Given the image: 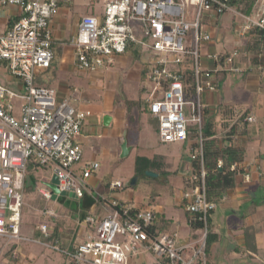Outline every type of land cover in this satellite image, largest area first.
Segmentation results:
<instances>
[{"label": "built area", "instance_id": "built-area-1", "mask_svg": "<svg viewBox=\"0 0 264 264\" xmlns=\"http://www.w3.org/2000/svg\"><path fill=\"white\" fill-rule=\"evenodd\" d=\"M102 2L101 11L80 16L70 37L77 68L100 69L129 46L149 53L146 78L151 88L145 100L150 115L157 121L160 142H184L190 126L197 129L198 146L191 149V157L198 154L199 167L190 179L198 182L183 191L182 199L186 201L185 210L202 222L199 235L181 242L177 231L150 234L148 229L154 219L151 209L139 208L132 215L136 207L112 199L111 209L105 214L84 215L89 231L74 248L62 247L58 238H50L48 218L57 215L58 199L80 198L88 178L99 168L97 161L81 163L79 135L90 111L75 107L68 98H58L51 86L37 83V76L51 66L53 59L50 22L59 10V0H0V14L5 7L19 10L11 26L0 32V66L20 82L19 90L0 82V237L37 243L74 264H136L133 259L140 252H151L153 264H208V216L217 202L208 199L205 186L202 123L207 105L203 92L217 89L212 70L240 73L243 68L239 49L212 52L209 57L214 63L221 58L222 65H202V46L211 41L202 20L230 12L241 19L239 35L254 26L264 30V0L258 1L251 14L236 10L229 0H194V4L191 0ZM187 68L192 75L189 98L184 82ZM243 119L252 122L255 117L247 115ZM29 163L51 168L49 181L38 189L47 203L41 208L45 219L36 226L41 238L21 234ZM220 165L219 161L217 166ZM48 183L58 190L55 198ZM122 187L120 179L109 182L110 189Z\"/></svg>", "mask_w": 264, "mask_h": 264}, {"label": "crops", "instance_id": "crops-1", "mask_svg": "<svg viewBox=\"0 0 264 264\" xmlns=\"http://www.w3.org/2000/svg\"><path fill=\"white\" fill-rule=\"evenodd\" d=\"M91 2L92 0H59V10L57 14L53 16L50 22V28L53 34V41H52L53 59L51 61L50 67H53V64L55 63L57 64L61 63V65L67 70L69 69L72 70L73 68H77L75 51L72 48V46L69 44V40L70 37L75 33L77 22L80 16L83 15L82 13L86 14V13L96 12L95 5L99 2V0H95L94 5L92 7H91ZM18 14H19V10L16 7L13 6L5 7L0 14V32L7 30L11 26V24L15 21ZM226 15H229V18L227 20L228 22L225 20ZM222 16L223 18H221ZM73 23L74 26L71 29L70 26ZM205 23H206V25H204L205 30L210 33L211 41L205 43L202 46L201 62L204 67L214 68L215 63L209 57L210 53L212 52L223 53L225 51H229L230 49H239L241 53L239 64L240 67L243 68V71L240 73H236V72L233 73L227 72L224 74L221 72L218 73L217 78L215 77L218 83L216 91L215 90L212 91V94L209 95L203 94V99L205 104L207 105V108L210 109L208 115L215 116L216 124L217 126H219L218 136L224 134V132H226L230 126L237 123L236 131L231 136L235 139V142L238 145H242L245 149L244 160L240 164L241 166L244 167V171L237 175L236 177L237 185L233 189L228 190L223 195L224 199H221L219 202H217V206L215 210L211 213L210 230L214 233H217V239L213 241L209 246V249L207 251V260L209 264H219V261L224 262L223 261L224 257L220 259L222 254V256L227 255L228 258L230 256H233L229 258L230 261L232 260L236 262L248 261L244 259L245 257L248 256L253 258L254 264H260V262H264V244L261 245L259 241L260 235L264 233V204H263L264 200L260 198L261 201L260 204L261 207L263 208V214L259 217V219H253L252 216L254 215L255 212L248 211L247 208H245V205L247 204L248 196H252V195L254 196L255 193H260L262 191L264 192V146H262L264 145V62L259 63L258 65H251V63L249 62L247 55L245 53L246 37L243 35H239L237 32V29L241 24V19L239 17L237 16L235 17L230 12H227L218 17H209L205 21ZM221 29L225 30V33L221 32L220 31ZM229 39L231 40V42ZM58 48L60 49V53L58 55V58L56 57L57 58L56 60L55 55H57L59 52L57 50ZM129 54L134 58V60L140 61L139 63L135 64L136 65L135 75H131V74L127 75L130 80L129 85L135 84V86L139 87V85L141 84L139 89L143 87L144 88L143 92L148 93V91L151 88V84L146 78V65H147V57L149 56V53L145 51H141L139 52L138 58H135L132 52H130ZM122 55L123 54L116 56H122ZM48 69L41 71L39 73V75L37 76L38 84L50 85L49 83L50 79H48L47 78L48 76H46L45 74V72ZM2 70L9 77L6 82L4 83L1 82V83L9 86L10 88L19 90L20 89L19 80L9 75V73L5 69ZM69 89L70 92L73 93L75 87L72 86V88L69 87ZM62 97H71V99L70 98L68 99L75 107L83 110H88L86 108L77 106L76 103L77 100L72 98V96H69L68 94H65V96L64 95L58 96V98H62ZM206 97L210 99L209 101L210 103L207 102ZM225 106L231 107L232 108L231 110L234 111L232 112L234 115H239L244 111L248 110L249 112L247 115H253L255 117V120L252 122H247V121L238 122V118H236L237 117L236 116L228 123L226 127H222L220 125V123L222 122L221 120L222 115L219 111L222 107ZM95 115L96 114L93 115L91 113L85 119L84 123L81 126L79 141L83 151H84L85 142L92 145L90 137H91V130H93V128L90 127V125L91 122H94L96 120ZM148 119L154 121L155 124L157 123V121L152 116L151 117L148 116ZM116 120L119 119L111 116V120L106 125L110 126L112 125V123L116 124ZM116 126H118V124H116ZM244 129L246 130V132L243 131ZM251 143L256 145L254 151L255 157L253 158H249L246 156V148L248 144ZM181 144H188L187 146L190 148V152H191L190 142L186 141L185 143H181ZM182 146L185 147L186 145H182ZM88 161H84V162H88ZM91 161H97V160L93 157ZM166 161L169 163L170 166L169 169L172 168H174L175 170L177 169L179 165L178 158H174L173 164L168 159H166ZM188 166H191V160L189 161ZM245 175H248L247 180L245 179ZM186 178H188V176L187 177L183 176L181 178L182 189L185 188ZM97 180L98 177L96 172L90 178H88L87 187L84 189L82 196L80 198H73V199H77L78 201L72 200L70 202V204H74V203L76 204V209H72V210H75L76 212L75 215L77 218H75L76 221L72 225L74 227L73 234H68L67 231H63L62 229L59 230L60 231L59 236L62 242L66 245L73 244V242H76V240H78V234L76 230L78 231V229L81 228L79 227V225L81 222H84L83 221L84 214L89 212L99 215L105 214L107 211L111 209L109 201L112 199H118L124 202H129L134 207L141 208L137 206L131 198L113 197L112 191L114 190L109 188V182L111 180L103 181V185L105 188L104 193L95 192L94 187L96 185ZM97 197H100V199L102 200L100 202H95L94 204H91L87 208L84 207L88 204V202L91 199L94 198L95 200V198ZM262 197H264V195ZM60 199H63L64 201V197L58 199L61 208L62 201ZM181 200H182V196L181 198L178 199V201L174 203L176 206L182 208L181 214H178L177 216L173 217L167 215L163 210L162 212L164 213L165 218L169 219V231H177L179 241L185 242L187 240H193L197 238L200 231L199 230L192 231V227L187 222L188 216L186 214L185 207L180 205L182 203ZM32 202H33L32 204L30 203V207L32 210L33 209L35 210L38 209L36 207L39 204L42 205V203H44V200L34 199ZM147 203H150V201L148 200ZM147 209H155V208H147ZM224 214H226L225 216L226 219H227V215H230L228 216L226 228L224 229L223 233L232 232L231 234L233 235V241L231 242H228L226 239L223 241V236H221L220 234L221 231L219 229V225L223 224L224 222V217H223ZM25 218L26 215H24L23 213L22 220L24 221ZM41 220L42 219L40 217V221ZM50 220H54V218H50ZM52 224H54V222H52ZM49 225L51 229L52 228L51 223ZM34 230H37L36 226H32L28 222L26 225L25 223H21V234L23 236L30 238H37L33 234ZM82 230L83 232H85L83 233L84 236L82 239L84 240L86 234L89 231V228L86 226ZM246 231L247 232L249 231L250 233L253 234L254 243L257 247L256 251L251 249L242 250V247L245 245ZM193 233H196L197 236L193 235ZM40 237L41 236H38V238ZM0 240L2 241L0 245V264L1 263L4 264L6 261L7 264H11L10 263L11 259L9 258V255H7L9 252H10L9 254L13 258L15 257L16 259V257H19V260H17L18 262L15 261L12 262L14 264H21L26 259L32 262V260L38 255L35 254L33 250L30 248V244L33 242H30L28 244L27 241L6 240L5 238H1V237ZM221 242L223 243L225 250L223 251V253L219 254L221 250V246H220ZM217 247H220V250H218ZM218 257L220 260L218 259ZM153 262L154 259L152 261V264ZM134 263H136L135 260Z\"/></svg>", "mask_w": 264, "mask_h": 264}, {"label": "rangeland", "instance_id": "rangeland-1", "mask_svg": "<svg viewBox=\"0 0 264 264\" xmlns=\"http://www.w3.org/2000/svg\"><path fill=\"white\" fill-rule=\"evenodd\" d=\"M94 2L95 0H92L91 7L94 5ZM191 2L194 4V0H191ZM102 7L103 2L102 0H99L95 5L96 12L101 11ZM221 18H223V16ZM228 18L229 15H226L225 20L227 21ZM73 26L74 23L71 24V29ZM220 31L225 33V30L221 29ZM57 50L59 52L55 55V58H58L60 53V49L58 48ZM139 62V60H134L130 54H123L122 56H115L110 64H105L104 67L94 71L78 70L77 68L67 70L61 65V63H55L53 64V67H50L45 72V74L48 76L47 78L50 79L49 86L55 90L57 96H65V94H68L77 100V106L88 109L90 114H96V120L91 122L90 125V127L93 128L90 137L92 145L86 142L84 143L85 146L81 159V163H84V161H91L94 157L100 165L96 171L98 180L94 187V191L104 193L105 188L103 181L120 179L123 181V187L114 189V191H112L113 197L131 198L134 203L141 208L160 209L161 211H165L167 215L175 217L182 213V208L174 204L183 195L184 190L182 189L181 178L183 176L190 177L192 175L191 166H188L191 159V152L190 148L187 146L188 144H181L183 142L159 143V138L155 129V122L148 119L147 113L143 112L141 108L136 105V99L139 96L145 98L146 92L142 93L139 89L141 84L139 87L135 86V84L129 85L130 80L127 75H135V64ZM1 68L4 69L0 66V82L4 83L9 76ZM72 86L75 87L73 93L70 92L69 89V87L72 88ZM212 91L214 90H205L203 94L209 95L212 94ZM62 98L71 99V97ZM206 100L207 102L210 101L207 97ZM103 114L118 118L119 120H116L118 126L114 123L110 126L105 125L103 123ZM123 139L127 141L128 146L133 147L130 148L126 156L121 157V144ZM182 145L186 146L183 147ZM255 146L256 145L253 143L248 144L246 148L247 157H255ZM153 154L164 155L166 157L165 159L171 161L172 164L174 158H178L179 165L177 169H169V172L166 175H159L156 177L147 176L145 174L135 175V156L144 155L151 157ZM27 175V185L31 186L27 189L25 188V203L22 212L26 215V221L24 219L21 223H25L26 225L28 222L32 226H37L40 217L42 220L45 219L41 214V208L47 203L44 201V203H42V205L39 204L36 207L38 209L35 210L31 209L30 203L32 204L34 199H42L38 193V189L43 186L44 182L49 181L51 177V168L48 166L33 167L29 163L27 167ZM133 178L135 179L134 183H131ZM255 194L254 196H248L245 208H247L248 211L255 212L252 216L253 219H259L263 214L260 198L263 199L262 196L264 195V192L262 191ZM72 200L78 201L77 199L65 197L61 204V208L55 206V212L57 215L53 217L57 221V227L63 231H67L68 234L74 233V227L72 225L76 221L75 218H77L75 215L76 212L75 210H72L73 208L70 204ZM148 200L150 203H147ZM226 214L223 215L224 222L219 225V229L221 231V236H223V241L226 239L228 242H231L233 241L232 232L223 233L226 228L228 216H230L227 215L226 219ZM48 221L52 226L54 225L52 224L53 220H50L49 218ZM86 226L87 225L84 222L80 223L79 227L81 228L78 229L79 232L76 230L78 234V240H76V242L83 239V233L85 232H83L82 229ZM259 241L261 245L264 244V233L260 235ZM1 242L2 241L0 240V245ZM29 243L30 242H28V244ZM220 246L221 250L220 247H217V249L220 250L219 254L223 253L225 250L222 242ZM30 248L38 255L32 260V262L26 259L21 264H69L68 260L60 253L43 248L37 243H31ZM9 253L7 255H9V258L11 259L10 263L14 264L12 262H18L17 260H19V257H16L15 259V257L13 258ZM152 255L151 252H140L134 260L137 264H152ZM222 257H224V262L219 261V264H254L253 258L248 256L244 258L248 261L241 262H236L232 259V261H230L229 258L233 256L228 258L227 255L222 256L221 254L220 259ZM6 262L4 264H7Z\"/></svg>", "mask_w": 264, "mask_h": 264}, {"label": "trees", "instance_id": "trees-1", "mask_svg": "<svg viewBox=\"0 0 264 264\" xmlns=\"http://www.w3.org/2000/svg\"><path fill=\"white\" fill-rule=\"evenodd\" d=\"M259 0H229V4L233 6L236 10L244 13V14H251L254 11V8ZM226 12L222 13L225 14ZM217 14L216 17L222 15ZM209 17L213 16H205L204 20L202 22L206 21ZM243 36L246 37V47H245V53L247 55V58L251 65H258L259 63L264 62V30L259 27H251L248 31H246ZM130 52L133 53V56L135 58H138L139 51L133 50L130 46L127 47L126 51L123 54H129ZM218 65H222V59H219ZM215 63V65H217ZM227 73L226 70H220L217 71H211V77L213 80L216 81V78L218 76V73ZM216 77V78H215ZM184 82L185 86H187L188 93L186 94V97L189 98L190 94L192 92V75L190 68L185 69V75H184ZM217 83V81H216ZM218 86V83H217ZM143 93L144 88L142 87L140 89ZM136 105L141 108V110L145 113H147V116H150L149 113V105L148 102L145 100V98H141L139 96L136 101ZM220 109V108H219ZM218 109V110H219ZM231 107L225 106L220 109V113L222 115V122L220 125L222 127H226L228 123L235 118H238L239 121H244L243 118L247 116L248 110L244 111L243 113L239 115H234L231 110ZM217 110V111H218ZM210 109L207 107L204 109L203 113V123H202V135L204 137L203 141V163H204V169H205V186H206V193L209 200H213L216 202H219L221 200V197L230 189H233L237 185L236 177L239 173L244 171V167L241 166V162L244 160V154L245 149L242 145H238L235 142V139L231 136L236 131L237 123L230 126L229 129L224 132V134L218 136V128L215 120V116L208 115ZM156 130H157V123H156ZM247 130V128H246ZM244 129L243 131L246 132ZM197 129L195 127L190 126L187 140L190 142L191 149H195L198 145L196 143V136H197ZM184 141L183 143H185ZM193 151H191V154ZM191 169L192 174L195 173L198 170L199 167V156L198 154L195 155V158L191 157ZM221 162V165L218 167L217 163ZM33 166V165H32ZM234 167L233 169L231 167ZM169 163L166 161L165 156L161 154H153L151 157L144 156V155H137L134 159V174H145L146 171H153L157 173V175H166L169 172ZM27 179L28 175L26 173L25 176V188H29L30 186L27 185ZM196 180L190 179V177L186 178L185 180V188L183 190H187L190 186L194 185ZM62 198V197H61ZM63 202V199H60ZM102 199L100 197H97L91 199L88 204L84 207H88L91 204H94L95 202H100ZM264 200V197H263ZM182 203L181 206L185 207V199L181 200ZM264 202V201H263ZM71 207L73 209H76V204H71ZM139 208H133L131 213L132 215L135 214V212ZM154 219L153 224L149 226V233L150 234H157L162 232H169V219L165 218L164 213L161 210L157 209H151ZM214 211V210H213ZM212 211V212H213ZM211 212V213H212ZM210 215L208 216V235H207V245H206V251H208L209 246L213 241L217 239V233H214L210 230ZM186 214L188 216L187 222L192 227V231L201 230L202 228V222L198 220L196 217L192 218V216L186 211ZM85 215V214H84ZM84 217V216H83ZM54 225L50 229V238H58L59 243L62 247H70L74 248L77 243L73 242V244H64L59 236L60 229L57 227V221L54 218L53 220ZM248 231L245 232V245L242 247V250L251 249L256 251L257 247L254 243V237L253 234ZM34 236L38 238V236H42L40 231L34 230ZM193 235L197 236L196 233H193ZM41 238V237H40ZM43 238V237H42ZM63 256V255H62ZM65 258V257H64ZM66 259V258H65ZM69 264H74L71 261H68ZM209 264V263H208ZM260 264H264V262H260Z\"/></svg>", "mask_w": 264, "mask_h": 264}, {"label": "water", "instance_id": "water-1", "mask_svg": "<svg viewBox=\"0 0 264 264\" xmlns=\"http://www.w3.org/2000/svg\"><path fill=\"white\" fill-rule=\"evenodd\" d=\"M110 120H111V117H110L109 115H104V116H103V123H104L105 125L108 124V122H109ZM129 150H130V146H128L127 141H126L125 139H123V142H122V144H121V154H120V156H121V157L126 156V155L128 154V152H129ZM145 175L156 177V176H157V173H155V172H153V171H146V172H145ZM134 180H135V179L133 178V179L131 180V183H134ZM54 181H55V178L53 177V178H52V182H54ZM48 186H50L51 189H53V190L55 191V194L53 195V198H55L56 193L58 192L56 186H55L54 184H52V183H48Z\"/></svg>", "mask_w": 264, "mask_h": 264}]
</instances>
